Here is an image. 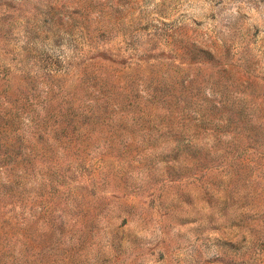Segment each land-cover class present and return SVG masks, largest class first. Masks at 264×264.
Masks as SVG:
<instances>
[{
  "label": "rangeland",
  "instance_id": "rangeland-1",
  "mask_svg": "<svg viewBox=\"0 0 264 264\" xmlns=\"http://www.w3.org/2000/svg\"><path fill=\"white\" fill-rule=\"evenodd\" d=\"M0 264H264V0H0Z\"/></svg>",
  "mask_w": 264,
  "mask_h": 264
}]
</instances>
